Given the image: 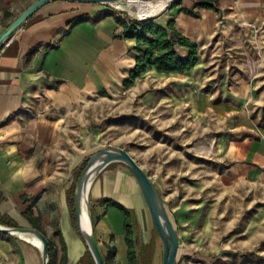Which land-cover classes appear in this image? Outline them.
I'll return each mask as SVG.
<instances>
[{
    "label": "rangeland",
    "instance_id": "obj_1",
    "mask_svg": "<svg viewBox=\"0 0 264 264\" xmlns=\"http://www.w3.org/2000/svg\"><path fill=\"white\" fill-rule=\"evenodd\" d=\"M141 1L157 6L164 0ZM28 2L0 6V32ZM95 7L137 17L115 3ZM198 56L188 73H146L128 89L87 97L60 133L57 170H67L87 137L122 147L160 190L186 251L178 264L186 257L264 264V13L245 20L226 7ZM102 205L109 204L95 201ZM50 226L51 260L60 264L56 219ZM69 242L73 248L75 240Z\"/></svg>",
    "mask_w": 264,
    "mask_h": 264
},
{
    "label": "crops",
    "instance_id": "obj_2",
    "mask_svg": "<svg viewBox=\"0 0 264 264\" xmlns=\"http://www.w3.org/2000/svg\"><path fill=\"white\" fill-rule=\"evenodd\" d=\"M14 1L19 0H0V6ZM178 1L161 22H155L165 26L174 20L177 32L196 43L197 63L185 73L198 67L202 42L216 31L226 7L245 20L260 19L264 13V0ZM198 3L217 4L220 12ZM67 4L51 1L41 6L0 52V190L5 196L0 211L21 223H25L22 212L27 211L47 237L56 219L57 229L69 246V255L75 258L80 253V242L74 239L67 188L62 185L68 168L65 172L57 170L60 133L65 132L68 115L81 110L87 97L128 89L146 73H185L147 68L125 88L123 82L135 63V39L123 37L112 11L95 4ZM181 8L192 9L199 17L187 15ZM81 17L87 20L76 22ZM175 48L181 56L189 53L184 46L176 44ZM122 187L119 175L104 173L94 182L90 194L98 244L103 254L109 246L115 247L114 264H130L124 217L116 207H96L95 201L115 197ZM1 236L0 264H40L34 247ZM70 239L75 240L73 248L74 241L69 242ZM181 264L207 262L186 257Z\"/></svg>",
    "mask_w": 264,
    "mask_h": 264
},
{
    "label": "water",
    "instance_id": "obj_3",
    "mask_svg": "<svg viewBox=\"0 0 264 264\" xmlns=\"http://www.w3.org/2000/svg\"><path fill=\"white\" fill-rule=\"evenodd\" d=\"M51 1L107 6L119 0H35L0 32V52L26 21L41 6ZM170 5L171 3L167 7ZM129 16L136 20L156 17ZM84 148L69 162L68 174L62 183L67 188V199L73 200V206L71 207L68 203L67 210L70 224L75 232L74 239L79 240L82 245L80 253L73 258L71 254L69 255V246L63 238L67 249V264H76L85 252L89 253L94 264H106L95 235L96 218L93 216L90 201L92 186L104 173H116L122 183L123 187L118 189L117 195L108 199L126 208L132 216L133 244L137 264H178L181 255L186 254V251L159 188L145 170L122 147L95 145L91 138L87 137ZM4 200L3 194L0 205ZM137 200L139 206H136ZM0 213L4 214L1 211ZM21 217L25 223L10 217L16 222V226L0 223V234L31 245L38 252L40 264H50L49 238L35 228L25 216L21 215ZM30 239H36L39 244L33 243Z\"/></svg>",
    "mask_w": 264,
    "mask_h": 264
},
{
    "label": "trees",
    "instance_id": "obj_4",
    "mask_svg": "<svg viewBox=\"0 0 264 264\" xmlns=\"http://www.w3.org/2000/svg\"><path fill=\"white\" fill-rule=\"evenodd\" d=\"M213 1V0H204ZM179 4L178 0L172 2V5ZM200 7L212 9L220 12L218 5L210 3H198ZM181 12L199 17V13L188 8H181ZM115 21L122 27V35L125 38L135 39L134 50L136 52L135 63L133 68L129 71L128 77L123 82L125 88L129 87L133 81L145 72L147 68H154L157 72L164 73H185L191 70L197 63V45L190 41L187 37L177 32L174 28V20H169L167 24L160 25L154 19L136 20L132 19L125 11H112ZM98 16L95 17L97 19ZM87 20V17H81L76 22ZM171 31L174 35L172 37L169 33ZM184 46L189 50L187 56H181L177 52L175 45ZM73 191V188H72ZM3 199V193L0 190V202ZM110 206H114L123 214V229L125 231V242L127 245V256L130 264H137L136 254L133 244V225L132 216L130 212L120 204L110 199L105 200ZM69 204L73 206V200H69ZM30 223L40 230L36 220L27 211L22 212ZM0 223L16 226V222L6 214L0 213ZM7 236V235H6ZM62 255L60 264H67V249L62 235L59 233ZM115 254V247L109 246L107 252L104 254L106 264H114L113 258ZM53 264L52 260L51 263ZM76 264H94L88 252L80 258Z\"/></svg>",
    "mask_w": 264,
    "mask_h": 264
},
{
    "label": "bare ground",
    "instance_id": "obj_5",
    "mask_svg": "<svg viewBox=\"0 0 264 264\" xmlns=\"http://www.w3.org/2000/svg\"><path fill=\"white\" fill-rule=\"evenodd\" d=\"M172 0H164L159 3L157 6H151L144 4L141 0H119L115 2L116 5L127 9L131 14L135 13L137 17H146V16H158L162 14L168 5V3ZM171 3V2H170ZM132 6L136 7V11H133ZM136 204L139 206V201H136ZM142 215V211H140ZM33 243L39 244L36 239H30Z\"/></svg>",
    "mask_w": 264,
    "mask_h": 264
}]
</instances>
